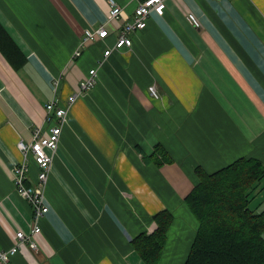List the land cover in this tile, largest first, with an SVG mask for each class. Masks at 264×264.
Listing matches in <instances>:
<instances>
[{"label":"crops","instance_id":"crops-1","mask_svg":"<svg viewBox=\"0 0 264 264\" xmlns=\"http://www.w3.org/2000/svg\"><path fill=\"white\" fill-rule=\"evenodd\" d=\"M117 2L133 16L136 0ZM166 4L133 31L131 47L102 63L125 21L109 20L105 0H0V23L27 58L17 69L0 50L1 249L33 226L32 207L14 185L18 141L30 142L39 125L49 129V101L65 105L91 69L98 76L69 109L38 247L23 244L13 264H147L132 242L156 229L154 215L164 209L174 219L158 264H184L199 226L186 201L197 168L215 171L242 156L264 162V0ZM103 23L110 35L74 56L85 29ZM159 143L172 157L162 165L141 152L151 155ZM38 170L31 157L32 181ZM250 206L264 211V178Z\"/></svg>","mask_w":264,"mask_h":264},{"label":"trees","instance_id":"trees-1","mask_svg":"<svg viewBox=\"0 0 264 264\" xmlns=\"http://www.w3.org/2000/svg\"><path fill=\"white\" fill-rule=\"evenodd\" d=\"M0 50L17 69L27 61L1 23ZM141 152L146 160L156 157L158 165L172 160L160 143L151 155ZM197 170L200 180L186 201L199 226L184 264H264V211L257 212L250 206L264 178V162L242 156L215 171ZM154 219L156 229L139 233L133 241L147 264L159 263L174 214L164 209Z\"/></svg>","mask_w":264,"mask_h":264},{"label":"built area","instance_id":"built-area-1","mask_svg":"<svg viewBox=\"0 0 264 264\" xmlns=\"http://www.w3.org/2000/svg\"><path fill=\"white\" fill-rule=\"evenodd\" d=\"M110 6L109 20H118L125 17L124 23L120 24L117 34L116 43L113 47H108L104 51L102 63L109 57L114 49L124 46L131 47L133 39L131 34L135 30L144 29L147 26V19L152 12L163 15L166 9V0H136L137 6L132 17L125 16L123 6L117 0H105ZM189 20L194 26H200L201 22L194 13H189ZM107 23L101 24L97 28H87L84 31L82 40L74 56L78 57L82 54V48L86 44L105 39L110 35V29ZM97 68L89 71L88 75L77 86V90L72 94L65 105L59 104V101H49L46 104L47 121L51 122L48 130H42L41 126H37L33 132V138L30 142L23 139L18 141V147L22 151L23 159L15 162L13 167V175L15 187L32 207L33 226L29 232L18 231L14 238V245L9 249L0 248V264H13L12 256L18 252L23 244H29L33 248L38 247L36 236L41 232L40 220L49 211L46 199V185L52 170L54 155L59 149V143L63 128L68 121V114L71 105L84 92L95 87L97 83ZM149 90L153 97L159 98L160 92L156 83L149 86ZM33 157L39 166L37 179L31 180L30 177V159Z\"/></svg>","mask_w":264,"mask_h":264},{"label":"snow or ice","instance_id":"snow-or-ice-1","mask_svg":"<svg viewBox=\"0 0 264 264\" xmlns=\"http://www.w3.org/2000/svg\"><path fill=\"white\" fill-rule=\"evenodd\" d=\"M148 2H149V3H151V2H152V0H148Z\"/></svg>","mask_w":264,"mask_h":264},{"label":"rangeland","instance_id":"rangeland-1","mask_svg":"<svg viewBox=\"0 0 264 264\" xmlns=\"http://www.w3.org/2000/svg\"><path fill=\"white\" fill-rule=\"evenodd\" d=\"M74 58H76V57H74ZM97 81H98V77H97ZM96 84H97V83H96ZM84 93H85V92H84ZM84 93H83V94H84Z\"/></svg>","mask_w":264,"mask_h":264},{"label":"bare ground","instance_id":"bare-ground-1","mask_svg":"<svg viewBox=\"0 0 264 264\" xmlns=\"http://www.w3.org/2000/svg\"><path fill=\"white\" fill-rule=\"evenodd\" d=\"M15 185V184H14ZM137 237V236H136ZM133 243V242H132Z\"/></svg>","mask_w":264,"mask_h":264}]
</instances>
